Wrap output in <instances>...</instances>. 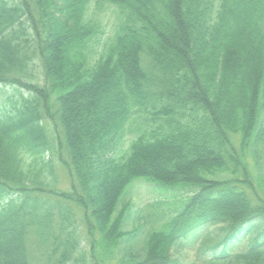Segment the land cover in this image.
Masks as SVG:
<instances>
[{"label":"trees","instance_id":"obj_1","mask_svg":"<svg viewBox=\"0 0 264 264\" xmlns=\"http://www.w3.org/2000/svg\"><path fill=\"white\" fill-rule=\"evenodd\" d=\"M3 89L0 264H264V0H0Z\"/></svg>","mask_w":264,"mask_h":264},{"label":"rangeland","instance_id":"obj_2","mask_svg":"<svg viewBox=\"0 0 264 264\" xmlns=\"http://www.w3.org/2000/svg\"><path fill=\"white\" fill-rule=\"evenodd\" d=\"M111 8H105V9H102L101 11H97V12L94 10V12L96 13V16H98L99 19L101 20L102 24L106 26V30H108L107 32L110 31L109 30L110 26L112 25V23L114 21V13H113V9H111ZM9 96H11L10 90H8V89L1 90L0 91V104L3 102V100L6 97H9ZM140 122H141V119L136 118L134 122H132L131 124L128 125L127 136L125 139L126 146L136 136L135 131H136V128L138 126H141ZM56 172L58 175V187L57 188L59 190H62V191L68 190L69 189V179H68V175H67L66 170L61 165L57 164ZM136 182L139 183L138 181H136ZM147 189H152V188L150 186L145 185V186H143V188L141 190L137 191L138 197L136 198V203L137 204L139 203L140 205H144L143 208H146L147 212H151L152 210H154L153 218L155 220L158 219L159 217L160 218L164 217L163 216L164 212L168 211L167 213L169 214L170 212H172L174 210L178 211L179 208L182 207V204H180L179 208L175 204H172V203L167 204L164 202L167 200H163V203H157L156 202L157 203L156 204L154 202L152 204L150 203V205L146 204L149 196L153 197L152 200H154V199L157 200V198L159 196H161L160 194H157L156 197H154L153 194L148 196L146 194ZM139 196H141V197H139ZM173 197H175V195H172L169 198H173ZM175 201L180 203L183 201V199L178 198V199H175ZM140 205H139V207H141ZM118 209H120V206L118 207ZM140 223H143V222H140ZM148 224L149 225H146V229H148L151 225V223L149 221H148ZM208 234L212 235L210 238L212 240L210 242H213V243L217 242L218 239L221 237V234L218 233V230L215 228L209 229ZM213 243H211V244H213ZM194 251L195 250L181 251L178 255H175V257L178 258L179 260L183 261V262H190V261H193L195 258V252ZM30 257H31L32 264H41L44 261V256L42 254V250H38L33 243H30Z\"/></svg>","mask_w":264,"mask_h":264}]
</instances>
